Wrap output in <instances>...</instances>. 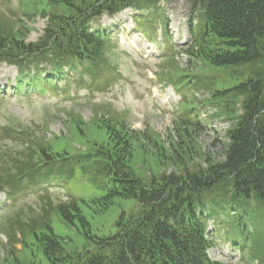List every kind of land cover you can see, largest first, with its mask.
<instances>
[{
  "label": "rangeland",
  "instance_id": "obj_1",
  "mask_svg": "<svg viewBox=\"0 0 264 264\" xmlns=\"http://www.w3.org/2000/svg\"><path fill=\"white\" fill-rule=\"evenodd\" d=\"M163 2L160 1L161 10L167 12L165 21L174 41L170 47L174 48L169 50L166 43L161 44V38L154 39L151 45L155 53L163 50V57L156 60L151 56L149 63L140 61L124 40L125 34L132 31L137 43L146 47L134 23L136 17L145 16L131 10L113 19L104 15L100 26H110L106 34H101L107 37L105 47L87 65L97 72L113 73L109 77L114 79L105 88L98 91L94 87L91 97L65 99L59 107L50 106L51 101L44 96L12 102L0 99V184L13 192L21 187L16 185L23 178L66 172L71 191L70 195L66 186L61 189L56 184L43 193H33L40 187L27 188L15 196L30 193L15 207L0 210V264H49L42 249L32 244L31 234L35 231L48 235L46 230L50 229L60 240L63 256H76L93 250L97 237L116 235L119 221L127 223L141 215L142 204L136 197L116 195L109 206L102 208L108 187L107 165L96 158L102 146L120 151L124 142L130 144L129 165L145 182L164 174L207 171L226 160L227 131L232 122L217 109L220 100H213L203 87L212 92L229 90L248 77L250 68L238 67L232 74V68L192 60L185 52L192 42L188 31L192 19L189 2ZM32 5L42 11L26 15ZM45 11L48 13L46 0H0V39L38 44L47 28L48 19L40 14ZM160 24L163 22L156 23L155 30L159 31ZM13 51L2 52L0 62L5 61L3 54L13 56ZM0 74L17 77L15 67L6 63H0ZM198 81L202 89L196 93L193 84ZM156 88L159 107L148 93ZM42 153L59 158L44 161ZM15 158L21 161L13 164ZM0 190L1 200L6 191L4 186ZM75 198L90 202L78 208L87 224L74 216L70 223L61 216L59 209L69 208ZM210 228L216 235V246L209 251L213 260L223 264H264V245L262 249L256 245L259 238L239 241L237 245L244 250L241 253L226 240L224 227L218 229L213 223ZM258 235L264 239V234L258 231ZM25 241L30 247L23 245Z\"/></svg>",
  "mask_w": 264,
  "mask_h": 264
},
{
  "label": "trees",
  "instance_id": "obj_2",
  "mask_svg": "<svg viewBox=\"0 0 264 264\" xmlns=\"http://www.w3.org/2000/svg\"><path fill=\"white\" fill-rule=\"evenodd\" d=\"M160 1L172 0H46L48 13L40 14L48 18V23L40 43L0 39V55L14 50L13 56L3 54L4 59L43 58L47 56L45 50L53 46L92 61L103 51L106 40L100 30H91L93 21L104 14L115 16L129 7L154 21L164 20ZM188 2L191 22L196 24H189L192 42L186 54L218 68H232V74L238 67L250 68L248 77L229 90L212 92L203 87L213 100H220L217 109L232 122L227 131L226 160L207 171L164 174L145 182L129 165L130 144L124 142L120 151L102 146L96 158L107 165L108 187L101 207L109 206L116 195L136 197L142 213L127 223L119 221L116 235L97 237L93 250L76 256H63L60 240L50 229L46 230L48 235L35 231L32 244L42 249L47 263L223 264L208 255L216 244L209 232L210 220H218L219 225L222 222L231 230L234 226L242 228V238H259L256 245L262 249L264 239L258 231L264 234V0ZM32 8L25 14L42 11L35 5ZM46 44L48 47L39 50ZM193 86L196 92L202 89L197 82ZM40 157L44 161L59 158L46 153ZM82 203L90 202L74 199L69 208L59 209L61 216L70 223L74 216L87 224L78 209ZM23 245L30 247L26 241Z\"/></svg>",
  "mask_w": 264,
  "mask_h": 264
}]
</instances>
